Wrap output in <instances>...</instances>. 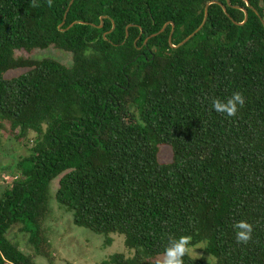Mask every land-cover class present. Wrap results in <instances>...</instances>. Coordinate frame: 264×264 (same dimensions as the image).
<instances>
[{
    "label": "trees",
    "instance_id": "obj_1",
    "mask_svg": "<svg viewBox=\"0 0 264 264\" xmlns=\"http://www.w3.org/2000/svg\"><path fill=\"white\" fill-rule=\"evenodd\" d=\"M211 1L230 17L210 4L201 30L172 47V29L177 45ZM36 2L0 0V122L31 151L0 196V264H36L14 229L34 255L52 258L45 221L58 177L55 199L75 225L107 245L122 234L134 250L104 264H157L182 235L216 260L184 264H264V0ZM241 8L248 19L237 25ZM50 47L70 53L71 65L17 55ZM234 92L245 98L235 116L212 109ZM241 220L253 225L247 244L235 240Z\"/></svg>",
    "mask_w": 264,
    "mask_h": 264
},
{
    "label": "rangeland",
    "instance_id": "obj_2",
    "mask_svg": "<svg viewBox=\"0 0 264 264\" xmlns=\"http://www.w3.org/2000/svg\"><path fill=\"white\" fill-rule=\"evenodd\" d=\"M17 55L33 57L34 59L50 58L66 66H70L72 62L70 53L53 47L38 49L32 53L18 51ZM25 71L24 68L10 70L4 74V77L10 79L23 74ZM16 133V131L11 130L9 122H0V196L9 188L16 176H22L21 171L29 164L23 161L30 155L31 151L19 142L15 136ZM33 136V133L30 134V138ZM159 157L161 162L171 161V148L167 145L160 146ZM58 186L59 177L50 184L49 208L51 211L45 221L46 238L49 239L52 248V258L46 259L34 255L32 247L27 244L28 236L20 233L17 229L12 230L10 234L13 241L19 242L20 249L24 253L35 256L32 259L36 264H104V261L109 260L110 256L117 253H124L127 257L134 255V250L126 248L124 235L111 233L110 237L113 241L107 245L105 242L106 235L75 225L72 212L60 206L55 199ZM192 247L196 249L198 258L210 263L216 261L213 256L205 251V242ZM161 257L162 255H159L153 261H158Z\"/></svg>",
    "mask_w": 264,
    "mask_h": 264
},
{
    "label": "clouds",
    "instance_id": "obj_3",
    "mask_svg": "<svg viewBox=\"0 0 264 264\" xmlns=\"http://www.w3.org/2000/svg\"><path fill=\"white\" fill-rule=\"evenodd\" d=\"M53 0H47L49 7L52 6ZM39 6L36 0H32V7ZM245 103V98L240 92H234L226 100L219 98L213 99L211 107L217 113L225 114L228 117H233L238 112L239 107ZM235 229V240L237 243L247 244L252 239L253 225L245 220L236 222L233 225ZM191 237L182 235L178 239L172 238L169 240L168 246L165 248L162 257L157 261V264H184V257L196 259V249L191 247Z\"/></svg>",
    "mask_w": 264,
    "mask_h": 264
},
{
    "label": "water",
    "instance_id": "obj_4",
    "mask_svg": "<svg viewBox=\"0 0 264 264\" xmlns=\"http://www.w3.org/2000/svg\"><path fill=\"white\" fill-rule=\"evenodd\" d=\"M227 2L229 3V0H227ZM246 2H247V4L249 5V2H248V0H246ZM213 3H217V4H219L221 7H222V9L224 10V12L227 14V16H229L230 17V15L228 14V12H227V6L226 5H224L223 3H221V2H219V1H211V2H209V3H207V5H206V7H205V14H204V20H203V22H202V24L193 32V33H191L189 36H187L183 41H181L179 44H177V45H174L173 43H172V33H173V31H174V29H172V31H171V34H170V36H169V44L172 46V47H174V48H178V47H180V46H183L186 42H188L198 31H200L201 30V28L204 26V24L206 23V21H207V19H208V11H209V5L210 4H213ZM250 6V5H249ZM243 11H244V13H245V19H244V21L243 22H237V21H234L233 20V22L235 23V24H237V25H243L246 21H247V19H248V11L245 9V8H241ZM261 21H262V23H263V26H264V20L263 19H261ZM167 25V24H166ZM166 25L159 31V32H157V33H155V34H153L152 36H157V35H159L160 33H162L164 30H165V28H166ZM72 26V25H71ZM101 26V25H100ZM150 37H148L147 39H146V41L149 39Z\"/></svg>",
    "mask_w": 264,
    "mask_h": 264
}]
</instances>
